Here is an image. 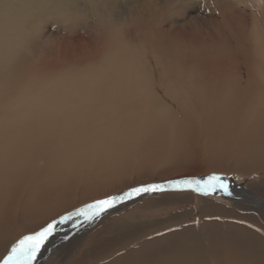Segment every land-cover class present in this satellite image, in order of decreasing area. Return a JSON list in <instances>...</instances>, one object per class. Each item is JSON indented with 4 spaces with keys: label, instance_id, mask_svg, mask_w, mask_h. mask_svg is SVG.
<instances>
[{
    "label": "bare ground",
    "instance_id": "obj_1",
    "mask_svg": "<svg viewBox=\"0 0 264 264\" xmlns=\"http://www.w3.org/2000/svg\"><path fill=\"white\" fill-rule=\"evenodd\" d=\"M255 2L261 17L224 14L223 0H152L149 12L143 0H0V264L52 221L42 264H264V0ZM186 4L209 15L171 37L149 30ZM45 22L63 35L54 44L40 35ZM184 39L202 40L205 58ZM215 170L256 178L227 179L232 206L175 192L91 221L75 215L135 185Z\"/></svg>",
    "mask_w": 264,
    "mask_h": 264
},
{
    "label": "rangeland",
    "instance_id": "obj_2",
    "mask_svg": "<svg viewBox=\"0 0 264 264\" xmlns=\"http://www.w3.org/2000/svg\"><path fill=\"white\" fill-rule=\"evenodd\" d=\"M144 1V9L147 11V12H149L150 11V7H151V1L152 0H143ZM192 1H199V0H190V2H192ZM208 1V0H207ZM210 1V0H209ZM232 1V2H231ZM249 1H251V2H249ZM189 2V1H188ZM229 2V3H228ZM234 2V3H233ZM237 0H223V5L224 6H222V7H225L226 5V7L225 8H223V10L224 11H222V12H224V14H227V15H229V14H232L233 15V17H235V16H240L241 15V13H236V11H238V9H239V11L240 12H253V14H255V15H259L260 17L261 16H263L262 15V13L259 11V9L257 8V5H256V2H255V0H244V2H247L248 4H250V5H248V4H246V3H244L243 2V0L241 1L240 0V2H238ZM253 6H252V5ZM126 5V4H125ZM149 5V6H148ZM189 5V4H188ZM212 6H213V4H212ZM229 6V7H228ZM187 4L185 5V7H184V11H181L178 15H176L177 17H175L174 18V20L172 19V21H171V17H170V15L169 16H167V18H169V20L167 21V22H165V20H164V18H162V19H156L155 21H153V23L152 22H150V24H149V30L154 34V35H166V31H167V33H171V34H167L168 36H174L175 34V31L180 27L181 28V26L183 25V24H181L182 22H186V21H188V20H190V18L191 19H195L196 17H201L200 15L202 14V15H209V12L207 13V12H204L203 10H200V9H198L199 7H197V6H195V7H191L190 6V8H189V6L187 7ZM228 7V8H227ZM254 7V8H253ZM194 10H193V9ZM227 8V9H226ZM231 8H233L232 10H230ZM213 9V8H212ZM249 9H250V11H249ZM254 9V10H253ZM153 10L156 12V14H158V15H160V14H163L164 12H165V10L163 9V6L162 5H160L159 4V6H158V4H156L154 7H153ZM256 10V11H255ZM258 10V11H257ZM159 11H161V12H159ZM189 11H191V12H189ZM195 13H194V12ZM232 11V12H231ZM198 12H201V14H199ZM216 12V16H220V11H219V9H217L216 11H214V13ZM187 13H188V16H187ZM191 13V14H190ZM234 13V14H233ZM258 13V14H257ZM186 14V15H185ZM196 14V15H195ZM246 14V13H245ZM182 15H184V17L182 16ZM190 15V16H189ZM195 15V16H194ZM192 16H193V18H192ZM242 16V15H241ZM186 17H188V18H186ZM166 18V17H165ZM166 18V19H167ZM181 19V20H180ZM186 19V20H185ZM191 22H192V20H191ZM158 23L160 24V25H158ZM171 23H173V24H171ZM193 23V25H195L196 24V30L198 31V30H200L199 29V26H198V22H192ZM151 24H153V25H151ZM166 24V25H165ZM174 24H176V25H174ZM179 24V25H178ZM42 32H41V37H43L44 38V40L46 41V43L47 44H49V42L50 43H52V44H54L53 43V41H56V40H60L61 39V37L63 36V35H60V33H58V29H59V27L58 26H55L54 24H51V23H47V22H45V23H43L42 25ZM45 26H47L46 27V29H45ZM179 26V27H178ZM198 26V27H197ZM50 27V28H49ZM151 27H152V29H151ZM51 29V30H50ZM155 31H154V30ZM157 29H159V30H157ZM170 29V30H169ZM173 29V30H172ZM165 30V31H164ZM47 31V32H46ZM149 31V32H150ZM154 31V32H153ZM49 32V33H48ZM200 32V31H199ZM45 33V34H44ZM209 33V32H208ZM66 34H68V33H66ZM181 39H183V38H181ZM201 41L202 40H197V41H188L187 39H184V41H180L179 40V43H180V46L181 47H185V48H187V47H191L194 51H195V53H197V56H199V57H201L202 59H204L205 58V56H204V54H203V51H202V49H200V48H202L199 44H197V43H201ZM197 46H196V45ZM200 47V48H199ZM188 48V49H189ZM199 51V52H198ZM201 52V53H200ZM203 55V56H202ZM208 173V174H207ZM206 174H204L203 173V176H192V177H185L184 179H179V180H201V179H198V178H208L209 176H211V175H213V174H216V175H220L221 177H222V179L227 183V192H225L223 189H221V188H219V187H217L214 191H212V190H209V192H208V194H204L203 192H197V191H193L192 190V188H189V187H181V188H176V187H168V185L165 187L166 189H164L163 191H154V192H149V193H141L140 195H133L131 198H129V199H124V200H122V201H119V202H117L116 204H115V206L114 207H112V208H109L108 210H107V212H112L114 209H118L119 207H123V206H125L126 204H128L129 203V201H133V200H135V199H137V198H139L140 196H153V195H160V194H164V193H183V192H185V193H190L193 197H195V198H199V197H201L202 199H204L205 197L206 198H208V199H210V201H215V202H217V203H221V204H223V205H228V206H232V202H230V200H232V198H234V197H232V195H235L234 193H235V191H234V189H235V187H234V185L231 187L230 186V184H229V182L227 181V179L229 178L231 181H233L234 182V184L235 185H248L249 183H251L252 182V180L253 179H255L256 178V175H251V176H247V177H243L242 175H239V174H234V173H222V172H217V170H215L214 172L212 171V173H210V172H207ZM234 174V175H233ZM179 181V180H177V178L176 179H171V180H169V181H167L166 183H169V182H172V181ZM202 180H205V179H202ZM163 183H165V182H160V183H148V184H163ZM148 184H139V185H135V186H132V187H130V188H128V189H126L125 191H123L122 193H120L119 195L120 196H122L125 192H128V191H130L132 188H135V187H141V186H145V185H148ZM193 187H195V185L193 186ZM230 190V191H229ZM159 192V193H158ZM232 192V193H231ZM230 193V194H229ZM147 194V195H146ZM216 194V195H215ZM136 197V198H135ZM224 197V198H223ZM218 198V199H217ZM226 200V201H225ZM128 202V203H127ZM120 203H122V204H120ZM118 204V205H117ZM107 212H103L101 215H100V217L101 216H103L105 213H107ZM179 212L180 213H188V212H190V210H179ZM197 212H198V210H191V212H190V215H191V213H192V217L193 216H196L197 215ZM117 213V212H116ZM188 216V217H191V216ZM182 218H185V219H187L188 217H187V215H182L181 216ZM97 218V217H96ZM177 221V220H176ZM49 239V238H48ZM46 243V242H45ZM41 250H42V248H41ZM40 250V251H41ZM40 253V252H39ZM38 253V254H39ZM38 254H37V256H38ZM37 259V258H36ZM34 260L33 261V264H42L46 259H44V260H42V261H39L38 259L37 260Z\"/></svg>",
    "mask_w": 264,
    "mask_h": 264
},
{
    "label": "snow or ice",
    "instance_id": "obj_3",
    "mask_svg": "<svg viewBox=\"0 0 264 264\" xmlns=\"http://www.w3.org/2000/svg\"><path fill=\"white\" fill-rule=\"evenodd\" d=\"M195 185V187H193ZM170 187H189L193 191L203 192L208 194L209 190L214 191L217 187L227 192V183L222 179L220 175L213 174L206 180H179L169 182ZM165 185L163 184H148L141 187L132 188L130 191L125 192L122 196H109L104 199L96 200L95 202L86 205L76 211V216H82L86 221H91L100 216L103 212L109 208L115 206V204L124 199H129L133 195H140L143 193H149L154 191H163ZM230 194V193H229ZM71 219V215L67 217ZM65 218L61 217L60 223H64ZM56 221H52L46 227H43L39 231L33 234H28L19 239L10 249L8 254L3 257L2 264H33L37 254L44 246L45 242L55 231Z\"/></svg>",
    "mask_w": 264,
    "mask_h": 264
}]
</instances>
